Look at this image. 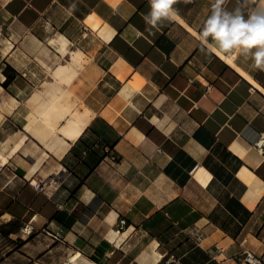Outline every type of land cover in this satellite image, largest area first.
Listing matches in <instances>:
<instances>
[{"label": "crops", "instance_id": "1", "mask_svg": "<svg viewBox=\"0 0 264 264\" xmlns=\"http://www.w3.org/2000/svg\"><path fill=\"white\" fill-rule=\"evenodd\" d=\"M60 8L71 35H59L90 58L76 94L93 117L75 140L42 142L25 125L44 88L14 62ZM172 9L153 26L149 0H0V27L15 42L0 64L18 72L7 86L1 72L0 150L28 134L0 163V264H247L246 252L264 264V154L253 147L264 134L260 48L223 50L204 35L217 15L229 28L264 16V0ZM44 180L57 183H31Z\"/></svg>", "mask_w": 264, "mask_h": 264}, {"label": "bare ground", "instance_id": "2", "mask_svg": "<svg viewBox=\"0 0 264 264\" xmlns=\"http://www.w3.org/2000/svg\"><path fill=\"white\" fill-rule=\"evenodd\" d=\"M15 34L19 33L15 32ZM11 38L5 36L0 27V58L7 56L15 47V42ZM50 44L55 45L58 52L64 53L65 59L50 69V75L45 84H50L51 89L38 90L31 97L32 111L27 117L25 130L42 142H47L57 134H61L66 139L75 140L93 117L92 110L76 94L79 84L83 82L82 71L86 69V63L90 58L81 49L70 48L69 41L62 34L51 38ZM223 56L233 63L232 58L224 54ZM18 103L19 101L12 97L8 106L9 110L12 111ZM5 109L6 107L0 104V126L5 118ZM27 138L28 134H23L8 154L0 150L1 165L8 162L9 158L22 148ZM111 237L113 238L112 235Z\"/></svg>", "mask_w": 264, "mask_h": 264}, {"label": "rangeland", "instance_id": "3", "mask_svg": "<svg viewBox=\"0 0 264 264\" xmlns=\"http://www.w3.org/2000/svg\"><path fill=\"white\" fill-rule=\"evenodd\" d=\"M70 22L71 16L69 11L65 8H60L53 15L46 16L42 21L41 29L38 31L42 37L41 41H38L33 36H30L27 38V41L24 42V47L22 49H24V52L27 53L29 58H17L14 62V66H16L19 70L30 69L35 71L37 74L32 75V81L36 87L40 86L44 88V90L46 88L51 89L50 84H45V80L50 75V69H53L59 61L65 59V56L58 54L57 47L55 45L51 46L50 39L59 36V31L64 29L70 36ZM73 29L72 35L74 33L75 37L80 36L84 38L83 35L87 32V30L81 28V26H74ZM4 33L6 34L7 32L5 31ZM86 38H89V35ZM76 45L72 46L69 43L70 48H76ZM21 56L24 55L22 54ZM5 69H7L9 76L12 78L16 77L18 74L15 68L11 66L8 67L6 61H4L0 64V79L2 78L1 72L4 73ZM44 145L49 148H53L55 146L54 143Z\"/></svg>", "mask_w": 264, "mask_h": 264}, {"label": "clouds", "instance_id": "4", "mask_svg": "<svg viewBox=\"0 0 264 264\" xmlns=\"http://www.w3.org/2000/svg\"><path fill=\"white\" fill-rule=\"evenodd\" d=\"M175 3L177 0H149L151 19L149 20L148 16H144L143 19L154 26L161 18H167L174 14L172 5ZM204 35H213L214 39L220 40L223 50L236 44L247 48L259 46L260 50L255 54L256 64L264 71V16H254L248 23L237 19L229 28L226 23L223 25L220 23L217 15L209 21ZM214 54L226 62L227 58L223 56L222 52Z\"/></svg>", "mask_w": 264, "mask_h": 264}, {"label": "built area", "instance_id": "5", "mask_svg": "<svg viewBox=\"0 0 264 264\" xmlns=\"http://www.w3.org/2000/svg\"><path fill=\"white\" fill-rule=\"evenodd\" d=\"M253 147L261 154H264V134L259 135L256 140L253 142ZM53 182L57 183V180H44L40 182L31 181V183L37 189H43L45 186L52 185ZM121 224L125 225L126 220H121ZM244 261L247 264H262V260L254 252H246L244 256Z\"/></svg>", "mask_w": 264, "mask_h": 264}, {"label": "trees", "instance_id": "6", "mask_svg": "<svg viewBox=\"0 0 264 264\" xmlns=\"http://www.w3.org/2000/svg\"><path fill=\"white\" fill-rule=\"evenodd\" d=\"M8 67H10V65H8ZM4 72H5L6 76H7V78H6V80L4 81L3 85H4V86H7L8 83L11 81V77L8 75L7 69H5Z\"/></svg>", "mask_w": 264, "mask_h": 264}]
</instances>
